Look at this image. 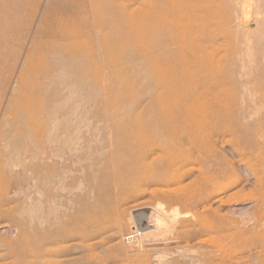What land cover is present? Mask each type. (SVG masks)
I'll use <instances>...</instances> for the list:
<instances>
[{
	"label": "rangeland",
	"instance_id": "1",
	"mask_svg": "<svg viewBox=\"0 0 264 264\" xmlns=\"http://www.w3.org/2000/svg\"><path fill=\"white\" fill-rule=\"evenodd\" d=\"M69 1L62 3L65 34L34 36L38 27L47 32L37 8L0 53V155L41 159L54 147L65 153L54 171L41 163L34 174L1 172L12 183H0V264H264V163L253 171L250 155L241 154L248 137L264 142V0H251L249 23L234 1L213 0L211 13L201 8L196 40L214 53L215 77L231 98L221 115L201 110L199 151L178 146L199 161L170 167L159 159L148 172L134 166L111 129L163 119L152 70L166 47L154 42L145 52L146 41L121 22L123 8L137 20L143 0H85L80 13L68 12ZM68 27H78L79 37L71 39ZM171 104L172 120L188 122L183 105ZM234 125L247 133L224 131ZM70 174L78 176L77 203ZM159 176L169 181H149ZM145 225L155 231L140 234ZM74 233L76 240L64 239Z\"/></svg>",
	"mask_w": 264,
	"mask_h": 264
},
{
	"label": "bare ground",
	"instance_id": "2",
	"mask_svg": "<svg viewBox=\"0 0 264 264\" xmlns=\"http://www.w3.org/2000/svg\"><path fill=\"white\" fill-rule=\"evenodd\" d=\"M63 1L64 0H45V2H43L42 0H0V53L1 50H6L7 48H9V46L13 43L15 38L19 35L20 32L19 27L24 22L28 21L29 18L37 14V8H39L41 11V15L38 23L43 24L45 29H47V32L45 33L44 30L43 32L41 30V27H38L36 29L37 31L35 32L34 36H40V35L47 36L49 34L55 35L56 32L60 33V36L65 34L64 27L65 25L68 24V21L63 19L64 16L62 11ZM98 1L99 0H91L92 2L91 5L93 6ZM104 1L107 4H112L115 0H104ZM212 1L213 0H192V1L167 0L166 4H164L163 0H143L140 3L139 8H137L139 14L137 20L133 19L134 11L127 13L126 8H123L127 20L121 22L125 25L126 31H128L129 33L133 31H135V33L138 32L140 40L146 41L145 49H144L145 52L146 49H148L149 44L154 42L157 44H163V46L166 47V50L164 51L165 53L163 54V58L160 59V61L158 62L155 61L152 70L155 80V85L162 88V91L154 97V102L155 105L164 115L163 119L162 120L159 119L155 121L154 125L153 124L141 125L137 122H127L122 125L118 123L116 124L114 123L111 129L112 132L114 133V136L116 137L115 139H117L116 141H118V143H120L123 146L124 153L133 158L134 166L138 169L140 168L145 169V172L150 171L151 169L149 168H151L153 163L155 161H158L159 159L166 160L167 165H169L170 167L175 166L178 162H182L181 164L186 166L192 164L193 162L199 161L197 159L198 157H195L194 151H191L189 149L181 150V148L178 149V146L184 143L188 146H191L194 150L199 151V148L201 147V143H202L201 140L202 138H200V136L204 135V133L201 132V128L198 127L200 124L203 123L201 110L205 108L207 109L212 108L213 112H215L218 115H221L222 109L219 108H221L222 105H225V102L228 100V98L229 99L231 98V95L228 94L227 89L223 87L222 82H219L215 77L216 75L215 72L217 71L219 65L214 61L215 59L213 57L214 53L212 51H209L204 44H198L196 40V35H197L196 29L203 26V20L201 17L202 14L199 15L201 8H205L206 10L209 11V13L213 12L214 10H213ZM230 1L232 2L234 1L237 5H239L241 9L243 15L241 16L243 18L242 19L239 18V20L241 19L245 22L250 20L249 18L251 17V13L253 12L254 9L253 8L254 5L252 6L251 0H230ZM57 4L59 5L57 6ZM69 4L72 5H69L71 7L68 8V12L71 10L74 11L75 13H80L81 11L86 10L88 7V4L86 3L85 0H83L82 2H79L78 0H72L69 1ZM207 4H211L212 7L207 6ZM216 15H217V11L214 13V16ZM78 18L79 16L75 17V19ZM128 20H131V24L130 22L128 24L126 23ZM75 23L77 24V21H75ZM57 24L61 25L58 29H56ZM68 28H70V30L66 34L71 39L75 40L76 38L79 37L80 34L78 27H73V28L68 27ZM117 43L120 45L121 41H117ZM27 56H33V51L30 50ZM1 62L2 59L0 58V63ZM24 80L25 77L23 76V74L20 75L19 82H23ZM171 103L177 105H183L182 108L184 109V112H186V119L184 121L187 120L188 122L180 123L179 121L177 122L172 120L173 118L171 116L173 112L171 111L170 113V106H172ZM194 123L197 126L196 128L194 127ZM218 129L220 130L221 127ZM224 131L239 133L243 135L245 134V132L247 133L248 130L244 127L234 125L233 127ZM159 139H163L164 141H159ZM246 140H248V143L245 146V148L243 147L244 151H242L243 149L241 150V154H245V152H247L250 155L248 157L250 166L252 167L253 171L257 172V169H255L254 167L264 163V142H260V141L252 142L251 137H248V139ZM15 149L16 148L12 149V152H15L14 151ZM60 150L61 148L54 147V149L52 148L50 152L44 153V155L42 154L43 156L41 159H39L40 157L32 158L31 157L32 154L30 155L31 158H29L28 153L8 154L11 151H9L5 155L4 154L0 155L1 156L0 183L3 182L1 186L7 185V188H9L10 184L12 183L6 180L7 177L5 178V176H3L4 173L1 174V172H4L6 170L9 171L10 173H12V171L14 173V170H18L21 172L30 171L34 174V173H38L39 167H41L39 164L43 163L47 165L49 168H53L51 170L54 171L56 169L55 161L60 160V158L62 157H65L64 155L65 153L60 152ZM162 154H164L166 157L163 156ZM36 158L39 160L37 161ZM72 169L74 170V168H71V170ZM40 170L42 171L43 169ZM46 170L48 169L46 168ZM9 172H7L8 177H9L8 174ZM26 174L28 176V173H25V175ZM33 174L32 176L35 177L36 174L35 175ZM34 177L32 179H34ZM70 177L72 182V186L70 188V191L72 193L71 199L77 203V201L80 200L79 198H81L80 197L81 195L79 193L80 185L78 181V176L75 174H70ZM65 178L66 177L64 176L63 180H65ZM210 180L211 179H209L208 177L204 178V180H202V183L209 185ZM36 181L33 180L32 183ZM149 181L167 183L169 179L165 176H159V178L157 179H155L154 177L150 178ZM38 182L43 183L41 182V180ZM34 185L36 187L37 184L34 183L33 186ZM29 186L30 185L28 184V187ZM33 186L31 188H33ZM23 187L22 189H24ZM35 187L34 190H38L39 186H37V189H35ZM28 191L25 190V192ZM38 191L36 192L37 195L40 194L38 193ZM42 191L41 193L44 194V192ZM20 192L24 193L23 190ZM20 192L17 193L19 194ZM11 195H7V196H11ZM31 195L33 194L31 193ZM31 195L28 194L29 197ZM28 196H26V198ZM4 197H6V195H4ZM1 198H3V196ZM20 198L18 200H20ZM6 200H8V198ZM74 202L73 204H75ZM76 205L77 204L74 205V208L77 209ZM40 206H41V202H40ZM76 209L74 210L76 211ZM64 212H66V210ZM73 216L75 215H72L71 218ZM63 217L61 216V218ZM72 219L75 220V218ZM141 219L143 220L144 217ZM18 224H21V222ZM59 227L60 226L58 225V228ZM139 229L141 230L140 234H144L146 233V231H149L150 229L152 230V225L140 226ZM34 233L32 235H35ZM75 234L76 233L73 234L74 235L73 237L65 236L64 239L67 240L72 239L74 241L77 239L75 238ZM61 240H63V238ZM18 245L21 246V244L19 243Z\"/></svg>",
	"mask_w": 264,
	"mask_h": 264
}]
</instances>
